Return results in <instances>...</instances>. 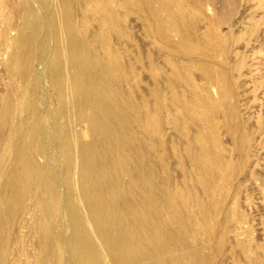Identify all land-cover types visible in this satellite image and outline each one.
<instances>
[{
	"label": "bare ground",
	"instance_id": "6f19581e",
	"mask_svg": "<svg viewBox=\"0 0 264 264\" xmlns=\"http://www.w3.org/2000/svg\"><path fill=\"white\" fill-rule=\"evenodd\" d=\"M216 1L0 0V264H256L228 0L202 20Z\"/></svg>",
	"mask_w": 264,
	"mask_h": 264
},
{
	"label": "rangeland",
	"instance_id": "374dc122",
	"mask_svg": "<svg viewBox=\"0 0 264 264\" xmlns=\"http://www.w3.org/2000/svg\"><path fill=\"white\" fill-rule=\"evenodd\" d=\"M215 1V0H213ZM216 1L208 4L207 11L202 14L203 18L208 17L213 13V10H219L216 8L220 3ZM259 0H228V3L223 7L227 14L226 21H229L230 31L234 34L232 52L229 54L227 62L231 67V74L234 76L233 90L236 91V97L230 98L236 100L239 106L241 117L246 122L247 131L249 133L250 148L248 152V161L245 165L242 174L240 175V190L238 206L242 216H245L244 225H246L247 231L240 233L239 240H248L251 246L252 255L256 257V264H263L262 258L264 257V8L257 5ZM218 3V4H217ZM210 5V6H209ZM213 5V6H212ZM223 6V4L221 5ZM219 6V7H221ZM212 7V8H211ZM214 8V9H213ZM222 8V7H221ZM213 9V10H212ZM214 11V12H215ZM200 14V13H199ZM126 24L132 31L133 38L137 41L141 40L147 49H152V43L146 35L142 32V22L134 13H129L126 18ZM132 25V27H131ZM225 20L221 23L220 29L222 32L226 30ZM142 27V28H141ZM134 29V30H133ZM135 35H134V33ZM15 31H11V35H15ZM144 33V34H143ZM147 40V41H145ZM139 42V41H138ZM139 42V43H140ZM142 45V46H144ZM148 45H151L148 48ZM145 47V48H146ZM10 46L7 47V51L1 55L2 58H6ZM154 49V48H153ZM152 49V50H153ZM156 52L155 50H153ZM7 53V54H6ZM5 54V55H4ZM157 54V53H156ZM158 55L164 62L161 56ZM157 56V55H156ZM221 56L219 57V59ZM218 59V60H219ZM168 65V64H167ZM0 66H2L0 64ZM3 67V66H2ZM0 68V89L4 88L7 78L4 76V69ZM169 67V66H167ZM3 69V70H1ZM144 70V71H141ZM149 71L145 68L140 69L142 75V83L147 87V82H151L152 79H148L151 75L145 73ZM3 74V76L1 75ZM195 79L201 81L199 74L195 71L193 73ZM5 77V78H4ZM141 78V79H142ZM147 79V80H145ZM147 81V82H146ZM144 82H146L144 84ZM2 84V87H1ZM4 84V85H3ZM178 88L187 92V87L182 79L177 81ZM210 94L213 98L219 99L220 95L217 88L214 86L211 89ZM54 100V101H53ZM53 103V104H52ZM53 106L57 105L56 99L51 100ZM56 104V105H55ZM84 129L85 125H81ZM168 134L165 136L172 140L177 138L169 128H167ZM170 132V134H169ZM220 139L223 147V152L227 157L236 158L238 156L237 151L234 148V140L232 136L221 127L219 130ZM178 139V138H177ZM181 142V141H180ZM227 254L225 264H232V256ZM245 261H240L239 264Z\"/></svg>",
	"mask_w": 264,
	"mask_h": 264
}]
</instances>
